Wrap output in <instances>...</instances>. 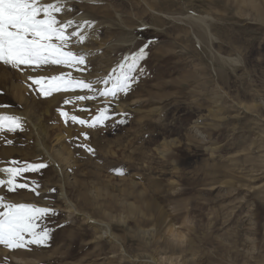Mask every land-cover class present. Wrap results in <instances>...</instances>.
<instances>
[{
	"label": "rangeland",
	"instance_id": "374dc122",
	"mask_svg": "<svg viewBox=\"0 0 264 264\" xmlns=\"http://www.w3.org/2000/svg\"><path fill=\"white\" fill-rule=\"evenodd\" d=\"M239 1L71 0L96 21L95 34L76 46L93 53L89 78L156 41L146 74L116 108L130 113L128 122L115 128L65 125L57 107L82 113L63 105L61 94L36 95L24 75L0 63V105L10 106L0 113L26 120L25 131L0 136V167L13 159L50 165L26 174L40 185L39 197L28 189L8 194L6 186L0 195L54 206L52 223L62 225L47 247L14 254L0 247V257L8 254L13 264H156L169 254L181 264H264V25ZM82 131L90 132L96 156L77 147Z\"/></svg>",
	"mask_w": 264,
	"mask_h": 264
},
{
	"label": "snow or ice",
	"instance_id": "6c2138e0",
	"mask_svg": "<svg viewBox=\"0 0 264 264\" xmlns=\"http://www.w3.org/2000/svg\"><path fill=\"white\" fill-rule=\"evenodd\" d=\"M98 4L101 0H89ZM61 14H64L63 16ZM71 18H66L69 16ZM96 21L85 19L72 5L71 0H0V63L10 66L25 76L30 91L43 98L63 95V105H73L82 115L70 113L64 107L56 111L65 125H79L85 129L115 128L128 122L130 113L116 108L122 97L130 94L140 78L146 74L144 64L150 56L155 40L140 43L135 49L117 58L104 75H92L91 51L77 49L95 34ZM89 30H92L90 33ZM233 63L238 58H232ZM52 66H59L57 74L39 73ZM71 93V95H68ZM95 105V107H92ZM0 105V108H9ZM26 120L16 114L0 113V136L5 133L25 131ZM77 144L91 156L97 150L89 142L90 132L82 131ZM5 142L12 144V139ZM50 165L43 161L13 159L0 167V187L6 186L8 194L28 189L37 197L40 185L29 180L26 174L40 173ZM117 175H124L122 167L114 168ZM51 192L56 193L55 188ZM54 206L12 202L0 195V247L8 254L18 250L31 251L33 247H47L57 227L53 220L58 216ZM0 257L3 264H13L9 255Z\"/></svg>",
	"mask_w": 264,
	"mask_h": 264
},
{
	"label": "bare ground",
	"instance_id": "6f19581e",
	"mask_svg": "<svg viewBox=\"0 0 264 264\" xmlns=\"http://www.w3.org/2000/svg\"><path fill=\"white\" fill-rule=\"evenodd\" d=\"M145 1L147 2V0H145ZM239 3L240 4H244L246 6H249L251 9H253V11H255V13H256L255 16H254V19L258 20L261 25H264V1L263 0L261 2L258 1V0H240ZM239 3L237 2V4H239ZM148 6L149 5H147V7ZM245 11H248V10H245ZM241 13H244V12L241 11ZM241 13L239 12V14H241ZM197 19L206 22L204 17L199 16V17H197ZM197 19H195V20H197ZM206 31H207V33L210 36L211 35V27L208 24L206 25ZM103 225L106 228L108 227V224H106V223H103ZM258 227H260V226H258Z\"/></svg>",
	"mask_w": 264,
	"mask_h": 264
},
{
	"label": "clouds",
	"instance_id": "9594fccd",
	"mask_svg": "<svg viewBox=\"0 0 264 264\" xmlns=\"http://www.w3.org/2000/svg\"><path fill=\"white\" fill-rule=\"evenodd\" d=\"M156 264H181V261L178 256L164 254L158 258Z\"/></svg>",
	"mask_w": 264,
	"mask_h": 264
}]
</instances>
